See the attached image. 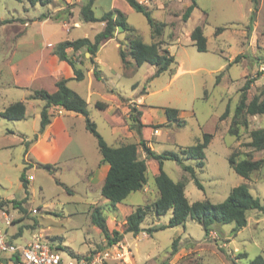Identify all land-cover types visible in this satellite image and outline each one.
Instances as JSON below:
<instances>
[{"label":"rangeland","instance_id":"obj_1","mask_svg":"<svg viewBox=\"0 0 264 264\" xmlns=\"http://www.w3.org/2000/svg\"><path fill=\"white\" fill-rule=\"evenodd\" d=\"M82 1L30 5L26 0H0V112L16 101L25 104L23 119L0 116V201H5L0 226L7 237L17 244L43 238L58 247L63 257L108 251L113 256L111 264H250L258 255L264 258V212L249 210L246 226L237 232L232 231L234 223H214L208 236L190 217L168 226L170 210L156 216L152 206L159 196L154 183L158 161L147 156L139 144L143 139L157 153L179 154L181 148L194 145L209 132L212 139L204 149L203 166L197 168L194 159L183 160L193 166L201 189L174 160L162 161L165 173L184 183L189 201L221 202L239 184H246L254 197L264 200V164L245 179L228 162L231 154L236 160L264 157V149L247 144L250 130L264 127V114L247 115L248 126H239V136L228 133L246 79H252L248 100L264 95V0H259L250 26L251 0H196L185 21L181 17L189 0H136L156 22L164 24L157 37L151 36L146 17L125 0H95L97 17L118 9L129 28L115 30L92 60L85 48L67 49L76 68L84 73L82 80H70L67 86L85 98L86 73L94 82L95 64L101 80L94 83V94L87 101L89 119L107 144L135 143L138 157L145 160L142 189L115 205L100 193L107 166L98 164L97 141L86 129L84 116L51 107L52 117L58 115L57 125L61 122L69 131L63 135L59 128L49 140L36 143L42 134L38 130L43 101L30 96L39 88L55 90L56 79L73 73L66 62L58 60L55 46L66 39H93L104 27L103 22L82 20ZM196 25L203 28L206 51H198L189 37ZM218 27L223 30L215 34ZM131 39L157 43L173 55V64L157 76L149 63L136 66L128 47ZM96 99L107 106L96 107ZM164 107L178 109V122L166 119ZM227 108V116L220 120ZM134 115L143 124L140 132ZM43 164H50L51 170L42 168ZM23 171L28 193L20 181ZM12 200L19 205L14 207ZM137 206L146 207L147 214L140 231L132 234L125 231L126 217ZM96 207L105 219L108 235L113 237L117 231L119 241L108 243L106 234L92 223L91 212ZM2 212L10 219L9 226ZM149 228L153 230L148 232Z\"/></svg>","mask_w":264,"mask_h":264},{"label":"trees","instance_id":"obj_2","mask_svg":"<svg viewBox=\"0 0 264 264\" xmlns=\"http://www.w3.org/2000/svg\"><path fill=\"white\" fill-rule=\"evenodd\" d=\"M22 1V0H18ZM30 5H46L50 4L53 0H26ZM135 11L142 13L151 28V36L157 37L163 31V23L156 22L148 9L136 0H125ZM95 0H84L81 8L80 15L84 22H103L104 27L97 32L93 39L88 37H80L73 40H63L57 43L54 48V54L61 61H65L73 71L74 80H82L84 73L77 69L75 62L69 57L67 49L73 51L85 48L90 54V60L97 53L99 46L112 38L115 30H127L129 27L126 23L125 16L118 9L108 11L97 17L93 11V4ZM252 11L250 15V23L252 22L255 13L258 9L259 0H251ZM196 6V0H189L182 13V20L185 21L189 18L192 10ZM222 27L215 30V34L220 33ZM192 44L198 51H206V37L203 33L201 25H196L189 35ZM130 56L136 66L143 63H149L155 66L153 76L159 75L161 72L166 71L174 62V57L165 48H160L155 42L144 43L139 39H131L128 43ZM120 57L123 63L126 64L124 53L120 49ZM237 58V57H236ZM93 75L97 79H101L99 70L96 69L94 64ZM67 78H61L55 83V90L48 91L46 89H36L33 91L30 98L43 101L40 109V122L38 134L42 133L49 125L52 118V113L49 109L53 106L59 107L66 111H71L85 117L86 129L96 138L97 148L100 152V163L108 165L103 183L100 188L101 195L106 198L112 205H115L125 199L131 192L141 190L146 182V163L137 155V145L135 143H124L119 146H111L103 139V137L96 130L95 124L88 117L87 102L77 92L73 91L67 86ZM218 82V78L216 79ZM252 79H246L245 83L240 88V98L234 108L231 122L228 127V133L232 136H239V126H248L247 115H261L264 114V95L253 96L250 100L247 99V90L250 88ZM95 106L104 109L107 104L103 101H96ZM163 112L168 121L178 120V109L171 107H164ZM140 114V112H138ZM228 114V108L220 116V120L224 119ZM25 115V104L22 101H16L6 106L1 112L0 116L10 120L23 119ZM132 119L137 122L138 132H140L141 122H139V115L133 116ZM178 122V121H177ZM37 134L35 135V138ZM250 141L247 143L255 149H264V127L250 130ZM212 139V134L204 132L202 138L194 145L181 148L179 154L174 152L157 153L146 145L143 139H140L139 144L146 152L147 156L158 161V173L154 176V183L158 190L159 196L153 203L152 209L156 216H161L171 211L168 220V226L182 224L190 217L196 220L203 228L205 236H208L211 227L214 223H234L233 232H237L247 224V212L249 210H258L264 212V200L261 202L258 197H254L246 184H239L234 186L229 191L226 198L221 202H211L208 199L189 201L184 192V183L173 181L163 170L162 161L164 159H171L181 164L182 169L189 173L190 177L194 180L198 188H202L195 175L193 166L183 163L184 159L197 160L196 167L203 166L204 149ZM228 162L232 169L240 176L248 179L250 174L259 169L264 164V157L260 159L242 158L236 160L234 155L228 157ZM42 168L51 170L50 164L40 165ZM20 181L24 191L28 193V180L25 178L24 171L20 175ZM59 184L63 185L59 181ZM65 187V186H64ZM13 206L19 205L17 201H11ZM5 205V201H0V209ZM147 214V208L137 206L126 217V232L137 234L140 231V224ZM91 221L97 225L107 236L108 243H114L120 240L121 234L117 231L113 232V237L108 235L105 219L96 207L91 212ZM160 226L158 228H162ZM151 232L153 228L147 229ZM175 240H173V248H175ZM58 248V247H57ZM250 264H264V258L261 255L256 256L251 260Z\"/></svg>","mask_w":264,"mask_h":264},{"label":"built area","instance_id":"obj_3","mask_svg":"<svg viewBox=\"0 0 264 264\" xmlns=\"http://www.w3.org/2000/svg\"><path fill=\"white\" fill-rule=\"evenodd\" d=\"M5 225L11 224L3 212ZM0 254L6 255V260L12 264H111L113 258L108 251L88 255L70 254L63 257L56 246H51L43 238L35 237L24 244H17L7 237L6 230L0 226ZM0 264L4 259L0 256Z\"/></svg>","mask_w":264,"mask_h":264},{"label":"crops","instance_id":"obj_4","mask_svg":"<svg viewBox=\"0 0 264 264\" xmlns=\"http://www.w3.org/2000/svg\"><path fill=\"white\" fill-rule=\"evenodd\" d=\"M84 1V0H83ZM83 1H82V3H83ZM82 5V4H81ZM99 32V31H98ZM85 37H87V36H85ZM68 40H72V39H68ZM108 41V40H107ZM39 42H41V41H39ZM53 52H54V50H53ZM58 58V57H57ZM58 60H59V58H58ZM98 60V59H97ZM59 61H61V60H59ZM65 62V61H64ZM100 62V61H99ZM73 72V71H72ZM87 75L86 76H88L89 77V85L87 86V89H86V94H85V100H86V102L91 98V96H92V94H94V89H93V85H94V83L96 82V83H99V81L101 80V79H97V78H94V82L92 81V77H91V75L89 74V73H86ZM63 76H64V78H67L68 80H67V82L68 81H70V80H74V79H72V77H73V73H63ZM56 80H59V79H56ZM40 89V88H39ZM42 89H45V88H42ZM76 92V91H75ZM78 93V92H77ZM79 94V93H78ZM80 95V94H79ZM81 96V95H80ZM138 101L140 100V99H137ZM96 101H98L97 99L94 101V104H95V102ZM101 101V100H100ZM74 113V112H73ZM76 114V113H75ZM80 115V114H79ZM57 117H58V115L55 117H52L51 118V122L49 123V125L45 128V130L42 132V134L40 135V137H39V139L37 140V142L36 143H40V142H43L44 140L46 141V139H50V137L52 136V133L53 134H55L54 132L56 131V130H58L59 128H60V131H61V133L63 134V135H65L66 134V132H65V130H67V131H69V129H66V128H63L60 124H61V122L57 125V123L56 122H58L57 120ZM54 131V132H53ZM69 133V132H68ZM32 148L33 147H31L30 149L32 150ZM100 163V161L98 162V164ZM98 164H97V166H98ZM106 171H107V169H108V165L106 164ZM105 174H106V172H105ZM105 177V176H104ZM103 180H104V178L102 179V181H101V184H100V186L102 185V183H103ZM3 213V212H2ZM11 240V239H10ZM12 241V240H11ZM0 256H2L3 257V259H5L6 258V255H3V254H0ZM4 264H12L10 261H8V260H6L5 259V262H4Z\"/></svg>","mask_w":264,"mask_h":264},{"label":"water","instance_id":"obj_5","mask_svg":"<svg viewBox=\"0 0 264 264\" xmlns=\"http://www.w3.org/2000/svg\"><path fill=\"white\" fill-rule=\"evenodd\" d=\"M87 54H89V53H87ZM4 262H5V259H4Z\"/></svg>","mask_w":264,"mask_h":264}]
</instances>
